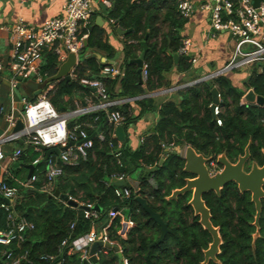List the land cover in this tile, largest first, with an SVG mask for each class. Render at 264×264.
I'll return each mask as SVG.
<instances>
[{
	"label": "trees",
	"instance_id": "trees-1",
	"mask_svg": "<svg viewBox=\"0 0 264 264\" xmlns=\"http://www.w3.org/2000/svg\"><path fill=\"white\" fill-rule=\"evenodd\" d=\"M108 1L111 7L106 12L101 11L100 15L111 22L114 33L127 32L123 36L126 75L122 80L101 77L102 68L115 56L106 31L96 24L94 14L82 31V35H88L87 47L83 48L84 58L75 68L76 80L46 85H55L49 98L61 113L76 110L79 103L76 96L84 101L85 97L93 95L91 90L80 85L83 78L101 80L113 99H133L159 90L166 76L173 71L188 72L193 66L190 56L180 55L184 41L182 31L187 20L180 16L175 0ZM147 37L149 51L144 61L147 79L141 83L138 67L130 62L140 58L144 52L142 43ZM100 52L107 54L106 63L97 57ZM176 55L179 56L177 62ZM43 61L41 73L47 81L57 74L61 61L52 52L45 54ZM214 88L221 96V126H217L210 111ZM249 90L264 98V73L258 67L252 69L242 88L235 87L230 79L221 76L179 91L178 102L169 101L157 106L153 100L143 99L137 103L141 108L139 116L132 114L128 104L113 108L112 112H120L125 118L121 125L126 134L123 143L114 138L116 128L107 124L104 112L69 120L68 128L73 130L77 125L81 126L93 138V146L77 165L62 167L63 174L54 182L51 192L44 191L45 152L32 155V160H36L42 154V161L33 172L32 177L36 176L37 180L30 187L25 188L9 180L6 182L16 189L11 213L19 220L33 223L35 229L26 233L20 243L15 240L8 247L0 245V264H14L17 260L18 264H60L61 260L64 264H123L124 260L129 264H202L204 252L212 242L211 236L199 224V217L189 206L190 193L176 200L168 199L173 191L185 187L186 179L192 177L183 172L184 158L175 150L167 149L172 146L191 147L213 161L225 155L229 162L236 163L251 142L246 169L249 170L251 163L262 166L264 107L242 104V98ZM66 97L70 100H65ZM146 112L158 113L155 130L137 149H132L128 128ZM97 132L104 134V141L95 135ZM24 158L23 153L20 159ZM51 158L57 159L56 155ZM122 175L126 177L125 186L118 187L115 178ZM134 180L138 182L136 189L130 183ZM117 190H130L131 195L120 198ZM56 191L79 205L98 206L101 209L98 219H85L84 209L67 207L60 198L54 197ZM138 197L146 200L151 210L161 215L171 231L159 245L161 228L138 204ZM203 201L222 239L217 258L219 263L209 264H264V199L259 236L255 241L256 210L249 192L241 194L237 185L230 183L222 189L220 196L209 192L203 196ZM0 202H3L2 198ZM115 209L127 211L126 217L135 223L126 239L117 236L119 219L113 221L109 229L110 241L120 247L121 257L109 249H102L93 257L89 252L85 257L68 254L72 241L88 234L97 224L102 229ZM9 213L0 211V231L8 230ZM65 240L67 245L62 246ZM6 252H11L13 259L7 260ZM44 257H54L55 260L46 261Z\"/></svg>",
	"mask_w": 264,
	"mask_h": 264
},
{
	"label": "built area",
	"instance_id": "built-area-1",
	"mask_svg": "<svg viewBox=\"0 0 264 264\" xmlns=\"http://www.w3.org/2000/svg\"><path fill=\"white\" fill-rule=\"evenodd\" d=\"M24 1V0H23ZM62 16L48 21L44 26L35 28L20 20L10 28L11 37V89L14 91L20 83V79L34 81L42 85L45 78L41 73L40 64L45 54L54 53L61 62H65L70 54H75L79 59V54L84 47L88 35H82L86 24H89L92 16L99 9L95 0H62ZM105 8H110L111 3L108 0H100ZM179 14L184 19H190L194 13V0H175ZM203 9L210 13L211 30L216 33H228L235 40V47L229 62L220 70L207 77L208 80L231 73H246L251 75L254 67H258L261 72L264 69V1L258 7L253 5V0H207ZM192 43L190 40H184L180 50V55L187 56L190 53ZM103 63L107 62L105 58ZM79 61L77 62V65ZM4 70V65L0 60V73ZM74 71L71 73L70 80H76ZM101 77H110L113 80H122L126 75V68L123 60L111 61L104 66L100 72ZM147 79V66L144 64L142 80ZM205 81L200 80L199 82ZM80 85L92 91V96L85 97L83 106L77 104L74 111L61 113L55 109L50 102V94L55 85H49L42 89L41 94L35 102H29L23 99L24 110L20 115V121L23 128L17 132H7L0 139V164L5 160L4 145L10 142H22L24 145L33 148L36 152H44L43 148L50 150L54 148L65 149L56 156L57 159L47 160L45 192L53 190L54 182L63 174L64 165H77L78 162L87 157V151L92 148V139L87 133L77 125L73 130L68 128V121L79 116L104 112L106 121L109 125L117 128L124 122V117L120 112L111 111L113 108L120 107L135 99L117 100L111 98L105 84L99 79L83 78ZM95 90V91H93ZM219 104L213 109V116L217 126L222 125L220 118L222 108L220 107L221 96H218ZM212 106V104H211ZM210 106V107H211ZM3 115L0 109V119ZM98 121V119H96ZM9 131L14 130L17 126V119L9 116L7 119ZM100 141H104V134L97 132ZM114 138L116 139L115 135ZM73 143L74 146L69 147ZM80 143V145H77ZM22 148L17 149L13 154V160H19L23 155ZM46 153V152H45ZM42 161L41 157L34 161V165ZM60 161V163H59ZM36 176L31 177L22 186L27 188L36 182ZM118 182H124V175L115 178ZM118 197H130L131 191L117 190ZM0 195L3 202H0V211L10 212L8 216V230L0 231V245L10 246L15 240L22 242L28 232L35 229V225L25 219L19 220L11 213V206L16 196V189L9 187L6 183L0 184ZM72 199V198H70ZM73 200V199H72ZM8 202V203H7ZM87 207L84 211V217L87 220L95 221L99 213L94 209L92 204L83 205ZM119 219V230L117 236L126 239L135 223L127 218L123 211L115 209L109 214L108 223L101 229V234L91 231L72 241L68 254H80L85 257L90 247L97 241L104 244L112 243L109 238V229L113 221ZM72 226L71 229H73ZM68 243L65 240L62 246ZM119 248V252L122 251ZM7 260L13 259L11 252L5 253ZM46 261H54V257H44ZM18 260L14 264H18ZM60 264H64L61 260ZM123 264H129L127 260Z\"/></svg>",
	"mask_w": 264,
	"mask_h": 264
},
{
	"label": "crops",
	"instance_id": "crops-1",
	"mask_svg": "<svg viewBox=\"0 0 264 264\" xmlns=\"http://www.w3.org/2000/svg\"><path fill=\"white\" fill-rule=\"evenodd\" d=\"M95 2L99 6V9L95 12V22L106 31L111 52L115 56L114 60L122 61L124 57V35L114 33L111 22H108L100 15L101 11L106 12L108 8L104 11L101 7V1L95 0ZM205 4H207V0H194V13L190 19H186L187 22L182 31L184 40H190L192 43L190 53L187 55L193 59L191 70L188 72L175 70L166 76L163 81L164 85L159 90L147 93L143 97L133 98L135 100L129 102L128 105H130V110L134 116L141 115V108L137 104L139 101L143 99L153 100L157 106L169 101L178 102L179 91L205 82L199 81L222 69L231 59L235 40L228 33H216L211 30L210 13L202 8ZM62 6V0H0V60L4 65V70L0 73V109L3 112L0 119V139L7 132H17L15 129L9 131L7 119L12 115L17 121L20 120V115L24 110L23 99L26 98L29 102H33L38 98V96H35L34 91H30L27 88L25 83H19L14 91L11 89L12 46L10 43L11 32L9 30L20 20L35 28H40L48 21L61 17ZM97 57L101 62H104L103 60L107 57V54L100 52L97 53ZM83 58L84 55L79 57V63ZM43 62L42 60L40 67ZM62 63L64 62L60 64ZM227 78L231 80L235 87L242 88L249 80V75L244 72L231 73L228 74ZM118 92H120L119 89ZM76 99L79 101L77 104L84 105L80 97L76 96ZM125 99L128 98H117V100ZM65 100L69 101L70 98L66 97ZM158 119L159 115L157 112H146L140 120L128 128V140L132 149H137L143 140L148 137L149 133L154 132ZM19 148L23 149L25 158L24 160L15 161L13 160V154ZM169 149L175 150L180 156L184 157L186 148H174L172 146L167 150ZM4 152L5 160L0 164V184L6 183L8 180L22 184L31 179L29 178L30 172H34L39 165L33 164L35 160H32V155L38 152L19 141L6 143ZM130 183L134 189L138 187L136 180ZM0 198H2L1 195Z\"/></svg>",
	"mask_w": 264,
	"mask_h": 264
},
{
	"label": "water",
	"instance_id": "water-1",
	"mask_svg": "<svg viewBox=\"0 0 264 264\" xmlns=\"http://www.w3.org/2000/svg\"><path fill=\"white\" fill-rule=\"evenodd\" d=\"M140 1V0H138ZM264 0H253V5L258 7L261 2ZM102 9L106 11V8L101 5ZM120 35H125L127 32L118 31ZM147 39L142 43L144 52L141 54L140 58L137 60H133L130 64L136 65L138 67V74L142 80V72L144 61L147 52L149 51L147 45ZM85 47H87V42L84 43ZM84 55V51L80 52L79 57ZM179 56H175V61L177 62ZM78 62V58L75 54H70L67 60L58 65V72L55 76L48 79L44 82V84L39 85L34 81H26L20 79V83L27 84V88L30 91H34L35 96H39L42 92V89L46 87L47 83H53L65 79L66 82H69L71 79V73L76 68ZM264 73V69H263ZM95 91V90H93ZM212 106L210 107V111L213 115V109L216 105L219 104V91L214 88L212 90ZM243 105H255L259 107H264V98L258 97L253 90H249L245 93L242 98ZM215 120V117L213 116ZM108 124V122H107ZM23 128L22 122L19 120L17 123V127L15 131H19ZM115 137L120 142L123 143L125 141V132L122 126H118L115 130ZM93 139V138H89ZM77 145H80L78 143ZM74 146L73 143H70L69 147ZM250 146L251 142L245 149L244 156H241L237 163L233 164L227 160L225 155H221L217 159L218 165L222 166V170L212 174L210 172L209 165L212 162L211 158H206L201 154H198L193 148L187 147L184 151V160L185 165L183 172L185 174L190 175L192 178L186 179V185L182 189H178L172 192L171 196L168 198L169 200H176L179 196L190 193L192 195L191 201L189 202V206L192 207L194 215L199 217V224L202 228L209 233L211 236V244L209 245L208 250L204 252V262L202 264H209L210 262L219 263L218 255L220 254V247L222 245V239L219 233V229L214 227L212 224V217L210 210L207 208L205 202L203 201V196L206 193L214 192L217 196H220L222 189L230 183H235L237 188L241 194L249 192L251 194V200L255 205L256 216L254 226L257 228V232L254 235V241L259 236V220L261 218L262 213V200L264 199V164L262 167H259L256 163H254L249 172L245 171V164L250 159ZM44 152H46V158L48 159L52 155L59 156L62 151L65 149H50L47 150L43 148ZM264 155V152H263ZM33 172H30L29 178H31ZM116 185L118 187L125 186L124 182H117ZM54 197L60 198L67 207H81L86 210L87 207L83 205H79L78 202L70 199L69 196L61 195L59 191H56ZM136 201L138 204L144 209V211L150 216L151 220H153L156 224H158L161 228V236L157 242V245L162 243L166 236L171 233L168 229L167 225L163 222L161 215L151 210L146 200L142 198H137ZM8 203V202H7ZM98 213L101 212V209L98 206L94 208ZM102 249L113 250L119 254L121 257V253L119 252V248L117 246L111 244H104L102 241L95 242L89 251V256L93 257L98 254V252Z\"/></svg>",
	"mask_w": 264,
	"mask_h": 264
},
{
	"label": "flooded vegetation",
	"instance_id": "flooded-vegetation-1",
	"mask_svg": "<svg viewBox=\"0 0 264 264\" xmlns=\"http://www.w3.org/2000/svg\"><path fill=\"white\" fill-rule=\"evenodd\" d=\"M185 148H187V147H185ZM263 152H264V151H263ZM263 156H264V155H263ZM249 160H250V159H249ZM249 160H248V161H249ZM236 163H237V162H236ZM233 164H235V163H233ZM253 164H254V163H251V166H250L249 170L246 169V164H245V171H246V172H249ZM257 165H258V164H257ZM258 166H259V165H258ZM262 166H263V165H262ZM262 166H259V167H262ZM219 167H220V168H219ZM209 168H210V172H211L212 174H215V173H217V172H219V171L222 170V166L218 165L217 160H216V161H213V160H212L211 164L209 165Z\"/></svg>",
	"mask_w": 264,
	"mask_h": 264
},
{
	"label": "rangeland",
	"instance_id": "rangeland-1",
	"mask_svg": "<svg viewBox=\"0 0 264 264\" xmlns=\"http://www.w3.org/2000/svg\"><path fill=\"white\" fill-rule=\"evenodd\" d=\"M227 76H228V74L225 77H227ZM210 80H212V79H210ZM210 80H208L207 78H205V82L206 81H210ZM123 213H124L125 216H128V212L127 211H124L123 210ZM94 228H95V231L98 233V235H100L101 234L100 226L97 224V225L94 226Z\"/></svg>",
	"mask_w": 264,
	"mask_h": 264
}]
</instances>
